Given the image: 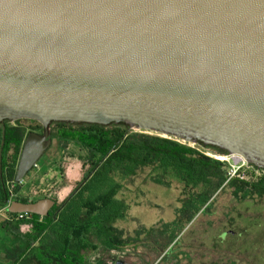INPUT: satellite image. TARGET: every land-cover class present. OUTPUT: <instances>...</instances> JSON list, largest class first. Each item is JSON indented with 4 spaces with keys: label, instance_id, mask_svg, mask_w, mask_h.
I'll return each mask as SVG.
<instances>
[{
    "label": "water",
    "instance_id": "obj_1",
    "mask_svg": "<svg viewBox=\"0 0 264 264\" xmlns=\"http://www.w3.org/2000/svg\"><path fill=\"white\" fill-rule=\"evenodd\" d=\"M24 118L44 130L26 134L14 182L52 121L123 123L264 169V0H0V122ZM3 144L4 127L0 160Z\"/></svg>",
    "mask_w": 264,
    "mask_h": 264
},
{
    "label": "trees",
    "instance_id": "obj_2",
    "mask_svg": "<svg viewBox=\"0 0 264 264\" xmlns=\"http://www.w3.org/2000/svg\"><path fill=\"white\" fill-rule=\"evenodd\" d=\"M13 122H0V143L4 127L0 209L7 214L0 222V246L21 264H85L88 254L98 247L124 249L133 238L115 222L132 204H138L146 182L170 186L176 181L185 196H203L206 203L227 179L226 162L174 138L135 132L123 123L56 122L52 136L86 149L91 156L90 167L63 200L51 199L53 204L46 214L24 212L21 218L20 212L8 209V204L10 199L28 201L12 196L21 184L14 182V173L27 126ZM199 144L226 153L216 146ZM234 180L264 190V178L257 182ZM24 224L29 228L21 232Z\"/></svg>",
    "mask_w": 264,
    "mask_h": 264
},
{
    "label": "rangeland",
    "instance_id": "obj_3",
    "mask_svg": "<svg viewBox=\"0 0 264 264\" xmlns=\"http://www.w3.org/2000/svg\"><path fill=\"white\" fill-rule=\"evenodd\" d=\"M20 123L28 128L30 121L22 119ZM56 130L53 126L52 131ZM198 144L194 146L215 154ZM90 161V153L80 145L53 137L37 166L24 176L12 196L31 199L44 195L60 202L84 178ZM177 186L176 181L170 186L144 183L138 204H132L123 218L115 222L133 239L124 249L98 247L88 254L85 264H93L95 259L94 264L113 263L116 259L125 264H153L159 254L158 264H168L170 260H174L172 264H264V196L252 202L245 196L229 198L225 190L205 204L203 196H184L183 189ZM9 188L12 190V183ZM6 217L1 208L0 222ZM28 228L24 224L20 231ZM183 256L187 263L182 262ZM0 264L21 263L13 261L2 245Z\"/></svg>",
    "mask_w": 264,
    "mask_h": 264
},
{
    "label": "built area",
    "instance_id": "obj_4",
    "mask_svg": "<svg viewBox=\"0 0 264 264\" xmlns=\"http://www.w3.org/2000/svg\"><path fill=\"white\" fill-rule=\"evenodd\" d=\"M183 142H185V141H183ZM188 144H191L190 146L197 148L196 146H194L195 143L188 142ZM196 144H198V143H196ZM197 149L200 150L202 153H204L207 156H210V157H213V158L218 159L220 161L226 162V164H227V179L238 178L240 180H245L248 182H257L261 178H264V169L256 167V166H252V165H246L247 161L240 154H237V153H228V154L215 153V154H211L210 152L205 151L203 149H200V148H197ZM19 217H21V218L25 217L24 212H20ZM95 262H96V259H95V261H92L93 264ZM108 264H112V262H109Z\"/></svg>",
    "mask_w": 264,
    "mask_h": 264
},
{
    "label": "crops",
    "instance_id": "obj_5",
    "mask_svg": "<svg viewBox=\"0 0 264 264\" xmlns=\"http://www.w3.org/2000/svg\"><path fill=\"white\" fill-rule=\"evenodd\" d=\"M234 179L235 178L226 179L223 182V184L212 194V196L208 199V201H206V203L209 202V200L211 198H213V199L217 198L225 190H228V193H229L228 196H229V198H231V197L232 198H237V197L239 198V197L245 196L247 198L252 199V202H253V200L258 199L259 197L264 196V190L263 189H260L258 187H253V186L245 185L242 182L237 181V180H234ZM184 196H185V194H184ZM178 211L179 210H177L176 213ZM223 214H224L225 219H226V216L227 215L225 214V212H223ZM155 237H157L156 236V233H155ZM157 238H159V236ZM160 256H161L160 254L157 256V258L155 259V261L153 262V264H158L161 261V260L158 261L159 258H160ZM182 262L183 263H187L188 262L187 259L184 258V256L182 258ZM172 263H174V260L173 261L170 260L168 262V264H172ZM165 264H167V262Z\"/></svg>",
    "mask_w": 264,
    "mask_h": 264
},
{
    "label": "flooded vegetation",
    "instance_id": "obj_6",
    "mask_svg": "<svg viewBox=\"0 0 264 264\" xmlns=\"http://www.w3.org/2000/svg\"><path fill=\"white\" fill-rule=\"evenodd\" d=\"M25 119V118H24ZM22 119H18V120H16V122L17 123H19V124H21L20 123V121H21ZM28 120V119H27ZM29 121H30V123H29V127L27 128V132H26V134L29 132V131H34V132H37V133H42L43 132V127H42V125L38 122V121H36V120H34V119H29ZM10 122H13V121H10ZM56 122H61V121H52L50 124H49V126H48V130H49V135H48V137L49 138H51V140L53 139V136H52V128H53V126L55 125V123ZM14 123V122H13ZM26 136V135H25ZM52 143V142H51ZM42 157V156H41ZM41 157H40V159H41ZM39 159V160H40ZM39 160L37 161V163H36V165L34 166V167H36L37 166V164H38V162H39ZM33 167V168H34ZM32 168V169H33ZM31 169V170H32ZM30 170V171H31ZM29 171V172H30ZM28 172V173H29ZM27 173V174H28ZM26 174V175H27ZM25 175V176H26ZM22 182V181H21ZM42 198H49V199H54V198H51V197H49V196H42V197H40V198H31V199H28V201L27 202H29V203H33V202H36L37 200H39V199H42ZM56 200V199H55ZM10 202L11 201H14L13 199H10L9 200ZM16 201H20V200H16ZM8 206H9V204H8Z\"/></svg>",
    "mask_w": 264,
    "mask_h": 264
}]
</instances>
